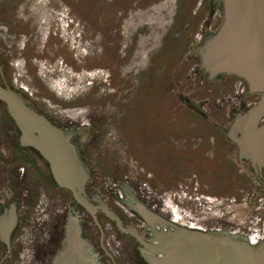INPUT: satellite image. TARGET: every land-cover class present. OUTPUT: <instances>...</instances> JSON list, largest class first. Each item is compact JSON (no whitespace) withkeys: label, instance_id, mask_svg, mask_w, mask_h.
Here are the masks:
<instances>
[{"label":"rangeland","instance_id":"rangeland-1","mask_svg":"<svg viewBox=\"0 0 264 264\" xmlns=\"http://www.w3.org/2000/svg\"><path fill=\"white\" fill-rule=\"evenodd\" d=\"M222 15L220 0H0V60L44 116L81 126L84 152L97 121L92 151L84 154L113 206L126 202L138 212L139 203L181 224L246 237L261 229L253 219L261 210L251 206L264 202L256 203L250 164L239 163L225 134L237 90L212 79L196 52ZM149 93L156 111L150 147L127 144L120 128H137L130 112L136 102L143 118ZM165 115L172 126L164 133ZM7 121L2 109L0 124ZM168 133L177 136L175 155L186 152L180 139L202 135L189 140L193 159L171 162ZM194 174L198 186L188 184Z\"/></svg>","mask_w":264,"mask_h":264},{"label":"flooded vegetation","instance_id":"flooded-vegetation-1","mask_svg":"<svg viewBox=\"0 0 264 264\" xmlns=\"http://www.w3.org/2000/svg\"><path fill=\"white\" fill-rule=\"evenodd\" d=\"M222 23L223 15L220 23L219 19L215 23V30L207 35L216 33ZM8 67L0 60V86L17 91L32 105L28 98L14 87ZM215 79L222 83L224 80V88H227L228 82L234 83L237 90L234 117L255 106L262 96L252 93L247 82L235 75L219 74ZM153 102L149 93L144 99L146 114L143 118L139 117L140 108L135 107V102L134 112H130L129 116H132L133 125L135 124L137 128L133 132L128 127L126 130L120 128L122 135H128L126 140L124 139L127 144L135 146L144 144L150 147L149 141L153 134L151 127L154 126L156 114ZM33 107L41 113L35 106ZM2 109L6 111L9 121L0 124V264H58L73 249L78 250L79 260L82 263L158 264V261L166 258L165 254L153 253L133 236L120 231L116 222L107 216L101 206H98L99 203L96 201L98 197L120 217L125 227L134 229L149 243L156 241L158 231L168 230L173 228V225L194 228L188 224H181L174 215L163 214L155 207L148 206L168 224L148 221L140 211H135L134 207L126 202H124L125 206H113L103 197L101 188L93 183L91 177L86 185L84 197L96 205L94 206L96 209L78 204L72 191L63 189L57 184L51 166L44 156L33 146L23 142L22 132L11 116L7 104L0 99V112ZM126 118H122L123 122L121 120L122 127L126 125ZM93 120L90 118V121ZM51 122L72 135V143L87 165L86 154L92 151L97 133V121L94 120L91 124L95 134H88L90 141L86 147V154L82 146L84 136L81 126L77 127L74 124L62 126L60 123ZM142 122L148 127L142 129ZM232 143L238 151L239 163L250 164V170L258 184L256 203L263 205L264 167L261 169L255 167L249 159L241 157L239 147L234 141ZM188 180L191 186L199 185L198 174H194ZM252 207L261 210L257 218L253 217L254 221L257 219L261 225V229H251L246 237L230 236L264 248V206ZM250 217L249 222L256 225L252 221V214ZM110 231L113 232L111 238L107 237ZM77 262L74 261V264Z\"/></svg>","mask_w":264,"mask_h":264},{"label":"water","instance_id":"water-1","mask_svg":"<svg viewBox=\"0 0 264 264\" xmlns=\"http://www.w3.org/2000/svg\"><path fill=\"white\" fill-rule=\"evenodd\" d=\"M223 23L196 50L201 65L212 79L219 74L235 75L245 80L252 93L261 94L255 106L238 114L229 136L237 144L240 156L255 167H264V0H220ZM0 99L22 132V140L36 148L49 162L57 184L74 193L78 204L95 210L87 198L86 185L91 172L83 162L72 135L38 113L17 91L0 86ZM107 216L120 231L130 234L153 253L165 254L158 264H264V248L235 239L219 231H207L173 225L158 231L156 241H145L134 229L125 227L118 215L98 197ZM148 220L168 224L145 205L137 203ZM78 250L73 249L58 264H74ZM75 264H97L94 262Z\"/></svg>","mask_w":264,"mask_h":264},{"label":"crops","instance_id":"crops-1","mask_svg":"<svg viewBox=\"0 0 264 264\" xmlns=\"http://www.w3.org/2000/svg\"><path fill=\"white\" fill-rule=\"evenodd\" d=\"M165 110H166V108H165ZM165 114H166V111H165ZM234 119H235V117L233 118V121H234ZM233 121H232V123H233ZM205 123L206 122H201V124H203V125H205ZM232 123H231V126H232ZM164 124L165 125H167L168 127L167 128H165V130H164V133L167 131V132H169V130H171V126H172V124H171V121H170V118L169 117H167V115H165V118H164ZM207 124V123H206ZM214 125H216V123L214 122L213 123ZM230 129H231V127H229V129L228 130H226L225 131V134H226V136H227V140H229L230 141V143L234 146V148H235V150H237L236 149V147H235V145H234V143H232L233 142V140L230 138V136H229V132H230ZM174 135H172V134H170L169 135V133H168V136H166L165 135V143L167 144V147L169 148V150H168V152H169V154L168 155H170V159H171V162L173 163V164H177V162H182L183 160H185L184 158H189V159H193V157H192V155H190L191 154V152H192V150H191V145H190V142H189V140H191L192 138H202V135H200V134H196V133H193L192 135H187V137H186V139H180L181 141H185L186 143H188V145H186V152L185 153H179V154H177V155H175V148L172 146V142H175V138H177V136L176 137H173ZM229 137V138H228ZM203 139V138H202ZM206 139V138H205ZM204 139V140H205ZM178 140V139H177ZM156 141V140H155ZM203 141V140H202ZM207 142H210V140L208 139V140H206ZM232 141V142H231ZM210 145V144H209ZM237 145V144H236ZM212 146H213V151H215V149H216V145H215V143H213L212 144ZM166 148V147H165ZM167 149V148H166ZM204 150V149H203ZM203 150H201L202 152V155L203 154H206V153H208V152H205V150L203 151ZM171 151V152H170ZM167 155V156H168ZM179 156H181V157H179ZM153 160H154V157H151ZM175 158V159H174ZM153 160H151V161H153ZM154 161H157L156 159L154 160Z\"/></svg>","mask_w":264,"mask_h":264}]
</instances>
